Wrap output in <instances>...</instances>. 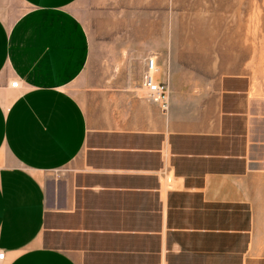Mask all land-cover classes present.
Returning <instances> with one entry per match:
<instances>
[{
    "label": "crops",
    "instance_id": "crops-1",
    "mask_svg": "<svg viewBox=\"0 0 264 264\" xmlns=\"http://www.w3.org/2000/svg\"><path fill=\"white\" fill-rule=\"evenodd\" d=\"M77 1L0 0V264H264L252 75L183 88L165 34L94 42Z\"/></svg>",
    "mask_w": 264,
    "mask_h": 264
},
{
    "label": "rangeland",
    "instance_id": "rangeland-1",
    "mask_svg": "<svg viewBox=\"0 0 264 264\" xmlns=\"http://www.w3.org/2000/svg\"><path fill=\"white\" fill-rule=\"evenodd\" d=\"M73 8L94 42L146 33L152 45L165 34L166 55L176 46L183 88L225 73L251 74L264 111V0H78ZM258 135L264 139V121ZM255 156L264 193V144Z\"/></svg>",
    "mask_w": 264,
    "mask_h": 264
},
{
    "label": "built area",
    "instance_id": "built-area-1",
    "mask_svg": "<svg viewBox=\"0 0 264 264\" xmlns=\"http://www.w3.org/2000/svg\"><path fill=\"white\" fill-rule=\"evenodd\" d=\"M159 72L157 66V57L151 56L147 60V68L143 76L142 89L145 96L157 103L163 112H167L170 107V93L167 82L157 80V73ZM11 87L18 88L19 81L11 82ZM4 258V253L0 252V260Z\"/></svg>",
    "mask_w": 264,
    "mask_h": 264
}]
</instances>
